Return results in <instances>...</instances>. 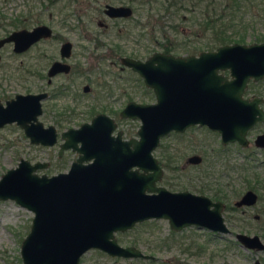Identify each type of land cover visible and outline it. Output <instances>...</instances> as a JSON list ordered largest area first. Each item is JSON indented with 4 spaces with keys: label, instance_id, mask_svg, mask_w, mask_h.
Masks as SVG:
<instances>
[{
    "label": "water",
    "instance_id": "95a60500",
    "mask_svg": "<svg viewBox=\"0 0 264 264\" xmlns=\"http://www.w3.org/2000/svg\"><path fill=\"white\" fill-rule=\"evenodd\" d=\"M105 13L112 17L127 16L129 9L107 6ZM48 34L49 29L44 25L28 30L19 29L1 38L0 46L12 42V50L21 52L37 38ZM68 50L69 44H63L61 51L67 54ZM184 61L187 66L212 64L204 72L216 82L219 78L214 76L215 68L228 66L232 76L221 94L209 93L201 85L194 104L195 107L198 105V111L193 117L192 114L189 117L179 116L177 102L164 103L162 81L160 77L157 81L154 79L155 75L185 64ZM184 61L158 53L142 63L124 61L139 73L146 85L153 87L157 97L154 105L128 104L121 111V116H135L141 122L132 152L134 158L130 163L102 166L95 160L82 165L78 158L66 173L47 177L35 173L46 163L30 164L19 159L15 167L7 169L0 176V200H12L32 213L29 230L19 246L22 264H78L79 258L89 249L110 257L151 260L154 258L152 255L144 254L133 246H120L114 237L115 232H123L134 224L150 219L166 220L169 229L175 232L195 226L215 234L230 235L220 201L187 191L171 192L154 185L161 170L150 152L162 134L170 130L180 131L194 123L205 124L211 130L218 131L222 143L236 141L245 146L246 131L256 121L264 120V112L258 107L263 99L253 97L251 100H241L240 94L248 79L256 81L264 77V42L223 45L215 52L201 53L197 58L188 57ZM220 61L223 64L218 65ZM54 66L60 65L54 63ZM54 70L56 68H51L49 74ZM213 84L212 81L211 86ZM205 86L211 87L207 82ZM214 88L217 89L216 86ZM38 112V96L15 95L4 107L0 105V127L15 122L23 129L30 143L52 145L55 141L53 129H43L39 123L33 124ZM91 126L84 124L62 133L61 136L66 138L61 146H71L80 151L81 148L76 147L75 143H82L86 139L85 134H90L96 143L97 133L93 136L86 131L94 129ZM254 144L264 148V133L256 136ZM131 166H135V170H128ZM256 199L255 192L246 190L234 202V206L252 207ZM233 237L244 249L264 251V244L257 235L235 233ZM251 264L259 262L255 259Z\"/></svg>",
    "mask_w": 264,
    "mask_h": 264
},
{
    "label": "rangeland",
    "instance_id": "374dc122",
    "mask_svg": "<svg viewBox=\"0 0 264 264\" xmlns=\"http://www.w3.org/2000/svg\"><path fill=\"white\" fill-rule=\"evenodd\" d=\"M52 1V0H51ZM103 1L110 4L131 5L134 12L130 19H120L118 21H108V27L104 30L95 24L98 19H103L101 5ZM131 0H56L50 7H47L46 0H0V26H6L7 23L19 19L25 24L24 28L30 29L37 24L49 26L53 33L60 37L67 38L76 44L74 52L78 50L77 45L80 41V33L87 30L89 33L106 32L110 38H123L120 45L124 49L128 47L134 49L138 58H145L151 52L160 50L161 44L174 43V52H185L194 46L202 47L208 45V40L194 39L190 33H195L194 17L197 14L186 11H175L170 9L168 15L165 13L161 19H158V11L155 8L150 9L146 6H136L130 3ZM162 1V0H158ZM151 15V22L146 20ZM167 16V18H166ZM199 16V14H198ZM264 15L255 11L244 14L246 24L244 28H239V33L244 35L243 44L262 42L258 38L264 33ZM146 17V18H145ZM20 25V24H19ZM0 29V37L1 35ZM181 32H184L180 34ZM135 44L133 45L131 44ZM44 46L48 48L49 54H56L57 44L50 41ZM35 49L31 48L24 54L14 55L11 52V45L6 44L0 48V99L4 96H12L16 93L33 92L36 88L31 75H27L24 69L34 63ZM78 58V57H76ZM80 59V58H78ZM18 69H22L19 71ZM264 94V79L255 87L247 91L248 96L253 91ZM142 91L136 87L135 100H150L151 97H145ZM56 100L59 106H65L77 111H86L84 102ZM88 105V104H87ZM122 106V105H121ZM264 108V105H262ZM59 109L60 107H56ZM86 113L71 116L63 126H75L85 120ZM47 123V121H45ZM44 122V123H45ZM45 123V124H46ZM128 128V122L123 123ZM139 122L129 123L130 127L138 128ZM60 131V129H58ZM264 131V123L256 124L247 135L248 145L245 148L237 144L230 143L223 150L226 160L210 156L211 165H206L208 160L204 159L203 170H210L212 175L208 179L210 183L226 184L223 192L227 194L224 201L225 210L222 215L230 235H220L210 232L206 229H200L195 226H189L178 232L171 231L166 220H147L133 226L132 229L115 235L118 243L122 246L131 245L138 248L142 253L154 256L157 260L176 258L184 264H251L257 259L259 264H264V251H255L244 249L235 240V233H244L247 235H257L264 244V227L255 219L261 202H256L252 207L230 210L229 207L246 188L242 184L245 179L253 180L251 175L258 181H264V150L253 146L252 140L257 133ZM194 135L198 144L207 152L218 151V137L210 135L204 130H196L189 133ZM162 143L174 144L172 139H164ZM56 143H59L57 140ZM54 147H43L32 145L23 135L21 129L14 124L6 125L0 128V176L9 168L16 166L20 158L33 163L35 161H47L49 166L46 169L37 170V174L52 175L65 168L54 161ZM177 152L181 149H177ZM192 153L190 150L179 152L176 162L181 165L186 155ZM198 153V152H197ZM159 154V150L155 151ZM228 158V159H227ZM207 160V161H206ZM225 164L227 169H225ZM241 167H245L242 169ZM187 174H192L191 169ZM178 173H170L164 170L162 181L159 183L170 191H181L186 189L189 192L191 188L186 187V180H181L174 186L164 184V181H179L176 176ZM184 175V174H183ZM184 178L185 175H184ZM228 183V184H227ZM242 184V185H241ZM185 185V186H183ZM260 193L263 189H260ZM197 194V193H196ZM203 195L210 197L209 193ZM32 213L12 200H0V264H22L19 256V246L29 230ZM113 261V258L97 250L85 252L79 260V264H125L122 259ZM146 260V259H143Z\"/></svg>",
    "mask_w": 264,
    "mask_h": 264
},
{
    "label": "flooded vegetation",
    "instance_id": "af4514ba",
    "mask_svg": "<svg viewBox=\"0 0 264 264\" xmlns=\"http://www.w3.org/2000/svg\"><path fill=\"white\" fill-rule=\"evenodd\" d=\"M54 2H56V0H52L50 4H47V7H50V5H52ZM130 3H134L136 6L139 7L146 6L150 9L155 8L158 11V14H160L157 16V18L161 19L164 17L161 13H166L168 15L169 10L174 9L173 6L176 5L177 2L173 0H131ZM107 6L128 8L129 15L116 17L109 16L105 13ZM133 12L134 10L129 4L113 5L110 4L108 1H103L101 5V13L103 15V19H98L95 24L97 25V27L102 28V30H104L108 27V22H104V19H107L111 22L118 21L120 19L127 20L132 17ZM151 17L152 16L149 15V18L146 20L150 21ZM40 25L46 26L49 29V34L47 36L37 38L27 49L21 52H14L12 50V42H6L0 46V48H2L4 45L10 44L11 52L14 55L24 54L31 48H34L36 52L34 57V63L28 65V67L24 69V73L27 75H31V77L33 78V82L36 88L33 90V92L16 93L12 96H4L2 99H0V105L4 107L5 103L14 99L15 95L31 94L34 96H38L39 112L38 114H36L35 121L33 122V124L39 123L41 125V128L43 129L51 127L55 134V141L52 145L49 146L30 143L29 139L25 136L23 129L15 122L5 123L0 128L6 125L14 124L17 128L21 129L23 135L28 139V142L30 144L40 145L43 147H54V161L57 162L59 165L65 166V168H62V170L57 171L52 175H56L58 173H66L69 170L71 164L75 162L78 158L81 159L79 162L82 165L91 164L96 160L102 166H113L116 164L118 165L120 162L130 163V161L134 158V153L132 154V152L134 151V142L138 139L137 130L141 122L135 116H121V111L128 104L154 105L157 103V97L155 95L153 87L146 85L144 79L139 75V73L132 69L131 66L124 63L125 60L139 61L142 63L152 57L154 53H158L160 55H169L173 58H180L184 61V59L188 57L197 58L201 53L215 52L220 46L234 44L223 43L211 45V43H213L211 41L213 37L212 33H190V35L193 36L192 38L196 40H208V45L202 47L194 46L190 49H185V52H180L178 54L174 52L175 46L178 43H162L160 50L151 52L145 58H138L137 56H135L134 53H130V51L134 49L128 47V50H126L124 49V45H120V43H122L124 40L123 38H121L120 34L118 37L111 39L108 33L104 32L105 30L98 33H89L87 30H85L80 33V41L82 42L77 45L78 50L74 52L73 49L76 46L74 42L69 41L67 38L60 37L58 34L53 33L51 28L45 24H37L33 27ZM19 29L26 28L18 27L16 29H10L5 33L1 32L2 36L0 37V39L6 37L12 31ZM182 33L184 32H181L180 34ZM50 41H55V43L57 44V56L55 54H49L47 51L48 48H44V46L47 45L46 43H49ZM65 43L69 44V50L67 54H64V52L61 51V47ZM131 45H133V47L135 46L134 43ZM54 63H59L60 66L52 67ZM186 64L187 63L185 62V64L174 66L172 67V69L170 68V71L160 73L159 76L155 75L154 79L157 81L160 77V80L162 81V89L164 91L162 100L164 103L177 102L176 110L179 116L189 117V114H192L193 117V115L198 111V105L197 107H195L194 104L195 101L198 99L197 94L199 93V88L201 87V85H203L205 90L209 93L215 94L219 92L218 94H221L225 92V84L227 81H230L232 79V76L230 74V69L228 66H221L215 68L214 76L219 78V81L216 82L215 80L210 79V76L207 72H204L208 68L210 69L212 64H190L188 66ZM221 64H223L222 61H220L218 65ZM153 66H156V64H153ZM51 68H56V70L49 74ZM18 70L22 71V69ZM262 79H264V77L256 81H253L252 78L248 79L240 94V98L241 100H251L253 97L263 99L262 102L258 105V107L264 112V108L262 107V105H264V94H259L256 90L253 91L254 93L250 94L249 96L247 94V91L250 90L251 87H255V85L258 84ZM210 80L213 81V85L216 86L218 90L215 89L214 86H211L212 81ZM206 82L211 87L207 88L205 86ZM136 87H138L142 91L141 93L143 96L149 98L151 97V99L136 101ZM220 97L222 98V96ZM61 98L63 99L61 102H84L86 104L84 107L86 111L82 112H84V114L86 113L87 118L75 126H63V124L66 123L68 119L71 118V116L82 114V112L77 111L76 113H74L72 109H68L65 106H59V103H56V100L60 101ZM56 107L60 108L57 109ZM45 121H47V123ZM135 121L139 122L138 128L136 129H134V127L129 126V123H134ZM126 122H128V128L124 127L123 123ZM259 123H264V120L256 121L254 125L246 131V134L244 136L246 141L245 146L239 145L236 141L222 143L220 140L219 132L216 130H211L205 124H188L180 131L170 130L166 134H162L158 137L157 144L150 152V155L155 160L157 166L161 170L159 179L155 181L154 185L165 188L164 186L159 184L162 181L164 170L170 173H178L179 175L176 176V178L179 180L178 182L177 180L174 182L166 180L163 183L168 186H174L177 183H180L181 180H186L185 188H191L192 191L197 193H193L196 195H203V193L207 192L210 194V197L205 195L203 196L209 198L212 201H216L213 199V196L214 194L218 193V195L223 198L222 200H218L223 204V213L226 206L224 204V201H226L227 198L229 199V197H227V194L223 192V188H225L227 185H221L217 182H208V179H211L210 175H212V173L210 170H203L201 168L202 166H205L204 159L208 160H206V163H208L206 165H211L212 163L210 161V156L212 158L215 157L216 159L224 158L225 161L226 158L225 155H223V150H225L226 146L230 143H234L241 148H245L249 144L247 140L248 132L256 124ZM84 124L92 125V128L94 126V129L89 128L86 129V131L90 132L93 136L97 133L95 139L96 143H94V140L91 138L90 134H85L86 139L82 140V143H80L79 141L75 143L76 147L81 148L80 151L73 149L71 146L66 148L62 147L61 145L63 144L66 138L61 136L62 133L68 131L69 129H78ZM58 129H60V131ZM196 130H204L210 135H215L216 137H218V151L212 150L211 153L207 152L205 149H203L201 145L198 144V141L194 138V135L189 136V133H192ZM263 133L264 131L257 133L252 140L253 146L257 149L264 150L263 147H257L254 144L256 136L261 135ZM169 138L172 139L174 144H167L161 142L162 140H166ZM57 140H59V143H56ZM179 148L181 149V151L179 152H182L183 150L192 151V153L186 155L181 165L176 162V158L179 155V152H177L176 150ZM157 150H159V154L154 155L155 151ZM40 163H46V166L41 169H46L49 166V163L47 161H43ZM189 169H191L192 171V174L190 175L187 174L189 172ZM225 169H227L226 164ZM128 170H135V166H131ZM36 171L35 173L37 174ZM183 174L186 178H184ZM52 175L46 176L49 177ZM181 191L187 190L183 188V190ZM239 197L234 200L229 207L226 208L230 210H232V207L235 210L246 208L245 206H234V202L237 201ZM135 225L136 224H134L133 226ZM133 226L123 232H115L114 237L117 233H124L132 229ZM115 240L118 243L116 237ZM153 259H155V257Z\"/></svg>",
    "mask_w": 264,
    "mask_h": 264
},
{
    "label": "trees",
    "instance_id": "16d2710c",
    "mask_svg": "<svg viewBox=\"0 0 264 264\" xmlns=\"http://www.w3.org/2000/svg\"><path fill=\"white\" fill-rule=\"evenodd\" d=\"M170 1V0H168ZM176 1L174 5L175 11H186L189 13L197 14L194 17L195 33H212L213 37L211 45L223 43H242L244 35L239 33L241 28L246 24L244 21V14L252 11L264 15V0H173ZM50 4L51 0H46ZM199 14V16H198ZM2 18L0 14V19ZM264 20V16L262 17ZM20 24V25H19ZM25 24L15 19L0 26L2 32H7L10 29L24 27ZM240 28V29H239ZM258 41H264V33L258 38ZM244 169L245 167H241ZM252 181L245 179L242 182L243 186L247 189L253 190L257 194V202H261L260 208L257 210V218L255 219L264 227V181H258L257 178L251 175ZM241 184V185H242ZM260 189L263 192L260 193ZM214 200H222L223 198L214 194ZM232 210H235L233 207ZM119 260L113 258V261ZM125 264H184L179 262L176 258L165 259L163 261L157 260H143V259H130L123 260Z\"/></svg>",
    "mask_w": 264,
    "mask_h": 264
}]
</instances>
